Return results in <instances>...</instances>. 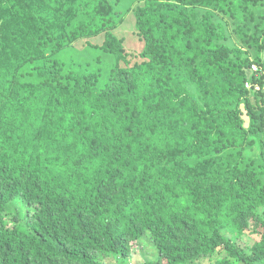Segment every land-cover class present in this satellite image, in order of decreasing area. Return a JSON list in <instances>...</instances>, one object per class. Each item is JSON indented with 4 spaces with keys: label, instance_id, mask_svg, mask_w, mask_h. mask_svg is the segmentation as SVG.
<instances>
[{
    "label": "trees",
    "instance_id": "obj_1",
    "mask_svg": "<svg viewBox=\"0 0 264 264\" xmlns=\"http://www.w3.org/2000/svg\"><path fill=\"white\" fill-rule=\"evenodd\" d=\"M141 1L0 0V264H264V0Z\"/></svg>",
    "mask_w": 264,
    "mask_h": 264
},
{
    "label": "rangeland",
    "instance_id": "obj_2",
    "mask_svg": "<svg viewBox=\"0 0 264 264\" xmlns=\"http://www.w3.org/2000/svg\"><path fill=\"white\" fill-rule=\"evenodd\" d=\"M141 0H119V4H117L118 8L122 11L128 7H135L141 4ZM115 34L118 35L123 40V46L130 52H140L142 50V43L138 40L135 35V23H134V15L132 12H124L122 13V22L115 30ZM101 36H97L96 38L91 39V42H101ZM87 48H83V46L79 44H75L69 49L63 50L59 56L60 58H73L83 60L86 57H90ZM96 53V52H95ZM102 60L101 66V79L103 80L105 77L104 72L108 68L110 64V55L109 54H100ZM251 239L250 236L247 237V242ZM149 248V249H148ZM138 252L134 253L130 262H136L138 260L143 259H152L154 257L153 250L147 245L146 247L139 248ZM107 264H118L115 260L107 259Z\"/></svg>",
    "mask_w": 264,
    "mask_h": 264
},
{
    "label": "built area",
    "instance_id": "obj_3",
    "mask_svg": "<svg viewBox=\"0 0 264 264\" xmlns=\"http://www.w3.org/2000/svg\"><path fill=\"white\" fill-rule=\"evenodd\" d=\"M252 70H254V71H255V70H256V68H255V67H252Z\"/></svg>",
    "mask_w": 264,
    "mask_h": 264
},
{
    "label": "water",
    "instance_id": "obj_4",
    "mask_svg": "<svg viewBox=\"0 0 264 264\" xmlns=\"http://www.w3.org/2000/svg\"><path fill=\"white\" fill-rule=\"evenodd\" d=\"M264 56V55H263Z\"/></svg>",
    "mask_w": 264,
    "mask_h": 264
}]
</instances>
